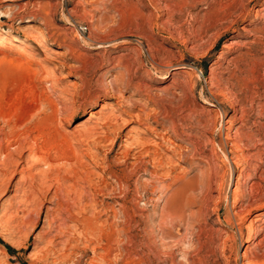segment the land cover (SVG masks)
I'll list each match as a JSON object with an SVG mask.
<instances>
[{
  "label": "rangeland",
  "instance_id": "rangeland-1",
  "mask_svg": "<svg viewBox=\"0 0 264 264\" xmlns=\"http://www.w3.org/2000/svg\"><path fill=\"white\" fill-rule=\"evenodd\" d=\"M230 1H193L192 4L184 5L185 7L173 16L164 3L157 5L156 9L147 0H0V31L28 40L24 45L0 43L1 129L9 130L12 123L25 120L31 128L39 127L43 134L42 141L48 139L49 133L45 134L48 129L41 119L44 113L37 109V106L44 100L59 101L65 100L66 97L68 108L77 107L73 84L80 80L75 77L76 72L71 71L72 66L77 64L76 56L95 61L88 77L93 80L92 91L98 98L89 108H76L77 112L72 121L62 122L61 131H66L69 135L76 134H72L71 140L65 143V153L73 154L67 150L68 144L71 143L78 151L86 147L84 143L80 145V142L85 141L79 140L77 130L87 122L95 124L100 115L98 113L102 110L106 111V114L109 113L108 115L111 113L112 116L120 118V125L110 133L111 138L120 135L117 142L108 140L97 143L100 138L90 141L92 149L99 154V163L84 153H76L79 170L89 174L97 187L90 188L85 181L75 178L68 182L77 184V188L79 185L80 190L82 188L94 192V196L89 192L84 194V202H79L78 205L74 203L75 196L70 186L68 190L71 188V191L66 196H62L54 186H47L42 192H38L35 198L32 195L30 208L27 209L23 200L27 194L31 195L32 177L38 175L36 171L40 166L30 159L28 149L23 157L15 156L21 161L19 173L12 179L10 176L0 175V264H105L100 254L103 253L102 247L108 243V235L113 236L112 242L116 241L113 243L114 247L117 245L115 251L118 249V256L114 252L109 264H127V230L124 227V211L127 208L132 213V225L129 228L130 242H133L132 245L129 242L130 264H197L200 257L205 258L208 264H237L235 242L230 237L239 234L240 225L230 224L228 216L231 210H238L240 203L245 202L247 195H250V186L258 178L254 169L256 164H261L264 168V164L259 160L264 157V0H242L243 6L229 7L227 5ZM142 12L149 16L148 20L139 17ZM33 24L39 26L41 32L35 33L31 39L30 26ZM44 33L47 41L39 44L41 34ZM123 38L130 42L124 43ZM69 44L74 45V51L67 47ZM114 56L132 57L134 66L131 72L115 67L117 59ZM173 62L181 68L169 67ZM124 78L132 80L131 86L122 85ZM110 85L122 89V96L113 97L112 93L107 91ZM203 97L209 103H205ZM91 110L96 112L94 118L91 117ZM167 112L173 117L176 115L180 124H183L179 126L180 129L190 132L193 139L198 140L200 136L202 144L199 146L196 161L193 164L189 159L174 156L176 162L168 163V166L166 164L167 167L165 166L157 178L148 172L145 173L144 165L143 169L129 177L130 187L126 189L128 192L124 191L105 168L108 165L109 168L117 170L126 167L122 165L126 139L133 141L135 136L144 137L148 141L145 146L151 149L152 155L155 151L159 152V156L161 153L172 154L174 146L178 150L188 149L186 134L181 137L167 134L171 139H175V145L168 144V140L156 135V132L165 131L162 126L164 122L165 126L169 125V119L165 117ZM244 112L247 121L241 122L243 120L239 118ZM124 118L127 119L126 123L123 122ZM230 118L235 120L228 121ZM201 119L205 122H212L214 119L213 128L203 129L204 127L198 124ZM213 130L216 132L213 133ZM247 132L255 134L253 144L247 143L243 147L246 154L252 155L248 158L252 166L245 169V175L242 177V182L246 185L244 194H240L236 203L232 191L236 187V177L241 173L240 168L234 162H231L232 166L229 167L222 162V158L215 157L211 151V142L216 139L218 154L221 155L219 148L228 133L234 139H241L245 138ZM49 136L50 140H46V143H52L50 153L64 154L61 149L65 148L64 140L54 133ZM1 137L0 134V139ZM228 140L225 149L231 156L236 151L232 148L231 139ZM205 142L207 143L204 144ZM129 152L133 154V150ZM185 152L188 153L187 150ZM132 160V157L128 158L129 162ZM149 160L147 158V167L152 170ZM209 160L223 165L222 172H227L228 177L231 172L234 174L233 181L227 183L230 185L228 202L225 200L224 191L221 195L216 183L209 192L203 190L199 183L203 177L200 170L208 166ZM130 168L131 166H128L127 169ZM64 174L66 173L63 170L61 175ZM23 176L26 177L25 180ZM148 179L150 185L141 188L140 183L147 184ZM160 180L169 186L164 188L165 192L154 189L151 185V182ZM115 189L116 192H113ZM125 192L130 197L126 209L121 200ZM147 196L152 200H147ZM91 200H95L94 203ZM258 211L259 209L254 210L243 225L245 240L239 245L241 253L248 245H255L250 240L246 241V236L249 231L247 225ZM24 215L26 219L22 217ZM84 217L96 220V224L102 229L105 228L104 232H83L85 229L82 223L73 219ZM255 231L258 237H264V230ZM163 232L166 235L162 234ZM257 250L263 252L264 249L258 247ZM241 262L239 259L238 264H242Z\"/></svg>",
  "mask_w": 264,
  "mask_h": 264
},
{
  "label": "bare ground",
  "instance_id": "bare-ground-1",
  "mask_svg": "<svg viewBox=\"0 0 264 264\" xmlns=\"http://www.w3.org/2000/svg\"><path fill=\"white\" fill-rule=\"evenodd\" d=\"M193 1H197V0H147V2L149 4H152L155 8L157 5L159 4H162L164 3V6H166V9L169 10L170 14L171 15H175L177 12L181 11V9L183 7H185L184 5H188V4H192ZM199 1V0H198ZM213 1V0H212ZM227 1H230V0H227ZM242 0H231L229 2V4L227 6H240L241 5V2ZM228 3V2H227ZM117 4V3H116ZM226 4V2H225ZM119 6V5H118ZM210 6V5H209ZM243 6V4L241 5ZM217 7V6H216ZM220 8V7H219ZM222 8V7H221ZM157 9V8H156ZM223 9V8H222ZM225 9V8H224ZM141 10V9H140ZM164 10V9H163ZM185 10V9H184ZM127 12V11H126ZM225 12V11H224ZM228 12V11H227ZM260 12V11H259ZM141 15V16H140ZM139 15V17L143 18L144 20L149 18L148 15H145L143 12ZM212 15V14H211ZM262 15V14H261ZM142 19V20H143ZM205 19V17H204ZM213 20V19H212ZM217 20V18H216ZM140 21V20H139ZM190 22H192V20H190ZM201 22V21H200ZM140 23V22H139ZM202 23V22H201ZM214 23V21H213ZM146 24V23H145ZM192 24V23H191ZM200 24V23H199ZM136 25V24H135ZM201 25V24H200ZM204 25V24H203ZM30 29H31V36L30 38L33 39L35 33L37 32H41V28H39V26L37 25H31L30 26ZM149 29V28H148ZM198 29V28H197ZM139 30V29H138ZM199 30V29H198ZM202 31V29H201ZM205 31V30H204ZM144 31H142L143 33ZM203 32V31H202ZM206 32V31H205ZM78 33V32H77ZM145 33V32H144ZM198 33V32H197ZM200 33V32H199ZM192 34V33H191ZM146 36V34H145ZM193 36V35H192ZM202 36V35H201ZM84 40V38H82ZM124 41V43H129L130 41L127 39V38H123L122 39ZM26 41L28 40H25L24 38L16 35V34H12V33H8V32H5V31H0V43L3 44L5 42H11L12 44H16V45H24V43H26ZM47 41V36L44 34H41V39L38 41L39 44H44L46 43ZM76 42V41H75ZM110 42H113V41H110ZM73 43V42H72ZM69 49H71L72 51L75 50L74 48V45H68L67 46ZM25 51V50H24ZM25 53V52H24ZM46 55V53H45ZM75 56V55H73ZM125 56H128V55H125ZM116 57L115 59H117L116 63L114 64L115 67H119V68H122L124 69L125 71H127L128 73L131 72L133 66H134V62H132V57L129 58V57ZM130 56V55H129ZM113 57V58H114ZM153 58V57H152ZM76 61H77V64H74V66H72V70L71 71H74L76 72L75 74V77L78 78L80 80V82H74L73 86H74V98H75V101L77 100V107H72V109L69 107L68 108V105L66 103V97H65V100H59V101H52V100H44V101H41L40 104L38 102V106H37V109H39L40 111H43V116H41V119L44 121V124L46 125L45 127H47L48 129V132L45 133V134H48L49 135H52V133H54L55 136H59L61 137L63 140V145L65 147V143L67 144L70 140H71V135L74 134V133H71V135H69L66 131L63 132L61 131L60 127L63 125L62 122L63 121H67V122H70L74 119L75 117V114L78 110V108L80 109H85L88 108L95 104V102H97V98H98V95L93 93L92 91V87H93V80L90 79L88 77V73L89 71H91V67L94 66V62H92L91 60H86L84 58H79L76 56ZM154 59V58H153ZM234 60H235V57H234ZM233 60V61H234ZM176 63V62H175ZM180 63V62H179ZM238 65V64H237ZM113 66V67H114ZM174 67V68H181L180 65L178 64H174L173 63H170L169 64V67ZM180 71V70H178ZM182 71V70H181ZM187 71V70H186ZM241 72V71H240ZM122 74V73H121ZM238 74V73H237ZM167 75H165L166 77ZM236 76V75H235ZM251 76V75H250ZM245 78V77H244ZM247 79V78H246ZM124 80V83L122 85H124V87H129L131 86V79H123ZM222 80V79H221ZM242 81V80H241ZM236 82V81H235ZM256 82V81H255ZM187 83V82H186ZM191 83V82H190ZM189 83V84H190ZM233 83V82H232ZM194 85V84H193ZM227 85V84H226ZM233 86V85H232ZM236 87V86H235ZM72 88V87H71ZM247 89V88H246ZM66 90V89H65ZM70 90V89H69ZM241 90V89H240ZM108 92H111L112 93V96L113 97H120L122 96L121 94V91L122 89L120 88H117L115 85H110L108 90ZM64 92V91H63ZM68 91H66L67 93ZM123 92V91H122ZM217 93V92H216ZM64 95V94H63ZM73 95V94H72ZM230 95V94H229ZM244 95H245V92H244ZM66 96V95H65ZM64 97V96H63ZM229 97V96H228ZM227 97V98H228ZM122 98V97H121ZM64 99V98H63ZM79 99H82V100H79ZM238 99V98H237ZM243 99V97H242ZM41 100V99H40ZM54 100V99H53ZM245 100V99H244ZM203 101L205 103H209L207 101V99L205 97H203ZM235 103H236V100H234ZM246 101V100H245ZM251 102V101H249ZM72 103V102H71ZM203 104V103H202ZM232 104V103H230ZM234 104V103H233ZM76 105V104H75ZM244 105V104H243ZM249 105V104H248ZM258 105V104H257ZM191 107V106H190ZM198 106H196L197 108ZM200 107V106H199ZM198 107V108H199ZM202 107V106H201ZM200 107V108H201ZM242 107V105H241ZM248 107V106H247ZM263 107V106H262ZM77 108V110H76ZM204 108V107H202ZM102 109H105V108H102ZM195 109V108H194ZM242 109V108H241ZM107 110V109H106ZM188 110V109H187ZM197 110V109H195ZM239 110V109H238ZM247 110V108H246ZM169 111V110H168ZM192 111V110H191ZM199 111V110H198ZM203 111V109L201 110ZM242 111V110H241ZM100 112V111H99ZM106 112V111H105ZM104 112V110H102L100 113L99 116H98V119H96V122L95 124H90V122H87L85 124H83L82 128L78 129L77 132L79 133V140L80 141H85V142H80V145L82 146V144L84 143L86 145V147L82 150H79L78 151V148H76L72 143L71 144H68L69 146H67V150L73 152V154L71 153H68L66 154L65 153V150H66V147L65 148H61L62 153H59V154H56V155H53L50 153V145L52 144H49V143H46V140H50L49 139V135H48V139H44L43 141L41 140V136H43L41 130L39 129V127L35 126L33 128H31L29 126L28 123H25L26 121L25 120H22V121H18V122H14L12 123L9 127V130H5L4 128L0 130V134H1V139H0V175L2 177H5V176H10L11 179L14 178L18 173H19V166L21 165V161L17 158H15V156H19L20 157H23L24 154L26 153L25 150L28 149L29 151V157L30 159H32L34 161V163L36 165H39L40 167H38V171H36L38 173L37 176H33L32 178V183H31V195H26V197L24 198L23 202L25 203V206L27 209H29V205L30 203L32 202V197L34 196V198L36 197L37 193L38 192H42L47 186L49 187H55V189L59 192H61L62 196H66V194L71 191V188H72V192L74 194V203L76 205H78L79 202H84L83 200L85 199V195L87 192H89L90 194H93L94 196V192H90V191H86L83 190L81 188H79V185H78V188L76 187L75 183H68L70 182L71 180H73L74 178L76 180H83L85 181L88 186L90 188H97L96 185L94 184L93 182V179L92 177L89 175V174H85L84 172H82V169L79 170L80 168L77 166V159H78V155L76 156V153H81V154H86L88 155L89 157H91L96 163H99V154L97 151H94L92 149V147L90 146V141L92 140H95L97 141L98 138H100V140L97 142V143H100V142H104V141H112L113 143L117 142V140L120 138V135H117L115 136L114 138H111L110 136V133L111 131L118 127L119 124V119L120 118H117V117H114L115 115H108ZM197 112V111H196ZM250 112V111H249ZM95 111L91 110V117L95 116ZM194 113V112H193ZM206 113V112H205ZM237 113V112H236ZM220 114V113H219ZM243 115L241 116V118L239 119H242L243 121L241 122H246L247 119H246V113H242ZM264 114V113H262ZM138 117L141 116L136 114ZM150 115V114H149ZM174 115V114H173ZM179 115V114H178ZM191 115V114H189ZM188 115V116H189ZM203 115V114H202ZM251 115V114H249ZM176 116V115H175ZM173 117L171 115L170 112H167L166 113V116L168 119H169V125L168 126H165V122L164 124L162 125L163 128L165 129V131H163V133H161L160 131L159 132H156L157 136L164 139V140H168L169 143L168 144H173L175 145V139H171L172 137H170V135L167 136V134H172L176 137H181L183 134H186L187 136V139H188V150L187 148H185V150L188 151V153L185 152V150H183L182 148H180L179 150L174 146L173 147V150H172V154H168V153H161V155L159 156V152L157 150L158 153L153 152L154 155H152V151L151 149L149 150L148 148H146L145 145H148V141L144 139V137H137L135 136V138H133L134 140L132 141H129L128 139H126V149L124 151V160L122 161V165L126 166V167H122V169L120 170H117V169H111L109 168L110 165L106 166V170L109 172V174L111 175V177L116 181L117 185L122 188L124 191L130 187L129 184H128V179L131 175H134L136 174L137 172H139V170L142 168H144V165H145V168H144V172L145 173H149L151 174V176H157L161 175V172L165 169V166L167 164V166L169 165L168 163H173V161H175L173 158L174 156H179L181 159H189L191 161V163L195 162L196 160V156L198 155L197 152H198V149H199V146L202 144V140L201 138L198 137V140L193 139L192 136L186 132L185 130H181L183 128L180 129V125H183V124H180L179 120L176 118V117ZM192 116V115H191ZM195 116V115H194ZM148 117V116H147ZM164 117V116H163ZM185 117V116H184ZM183 117V118H184ZM221 117V116H220ZM239 117V116H238ZM94 118V117H93ZM192 118V117H191ZM217 118V117H215ZM214 118V119H215ZM138 119V118H137ZM149 119V118H148ZM157 119V118H156ZM182 119V118H181ZM187 119V118H186ZM190 119V118H188ZM200 119V118H199ZM212 119V118H211ZM213 119V121H214ZM238 119V118H236ZM260 119V118H259ZM88 120V119H87ZM90 120V119H89ZM142 120V119H141ZM154 120V119H153ZM209 120V119H208ZM207 120V121H208ZM235 120V119H234ZM232 120L231 118L228 120V121H234ZM35 121V120H34ZM127 119L124 118L123 119V122L126 123ZM161 121V120H159ZM181 121V120H180ZM213 121L212 122H205L203 121L202 119L199 120L198 124H200V126L204 127L203 129L205 128H213L212 125H213ZM225 121V120H224ZM259 121V120H258ZM93 122V121H92ZM91 122V123H92ZM220 122V121H219ZM147 123V122H146ZM145 123V124H146ZM231 123V122H230ZM249 123V122H248ZM255 123V122H253ZM38 124V123H37ZM217 124V123H216ZM215 124V125H216ZM224 124V123H223ZM250 124V123H249ZM252 124V123H251ZM5 125V124H4ZM32 125V123H31ZM219 125V124H218ZM244 125V124H243ZM246 125V124H245ZM43 126V124H42ZM146 126V125H145ZM199 126V127H200ZM217 126V125H216ZM148 127V126H147ZM184 127V126H183ZM222 127V126H221ZM228 127V126H227ZM238 127H241V126H238ZM42 128V127H41ZM44 128V126H43ZM158 128V127H157ZM186 128V127H185ZM216 128V127H215ZM218 128V127H217ZM98 129V130H97ZM163 129V130H164ZM219 129V128H218ZM222 129V128H221ZM258 129V128H257ZM44 130V129H43ZM42 130V131H43ZM248 130V129H247ZM38 131V132H37ZM215 130H213V133H214ZM241 131V130H240ZM69 132V131H68ZM216 132V131H215ZM237 132H238V129H237ZM244 132V131H243ZM76 133V132H75ZM257 133V132H256ZM207 134V132H206ZM205 134V135H206ZM76 135V134H74ZM215 135V134H214ZM218 135V134H217ZM236 135V134H235ZM245 138H237L234 139L231 137V135L228 133L227 134V137L224 139V142L221 143L222 146H220L219 150L220 152L222 151V154H218V145L216 144V139L215 140H212V152L213 154H215V157H220L222 158V162L224 164H226L227 166L230 167L231 165V162H234L238 165V168H240V171L241 173L236 177L237 179V182H236V187L235 189L232 191V193L235 195V202L237 203L238 199H239V196L240 194H244V182H242V177L245 175L244 172H245V169L252 166L250 163H249V159L250 157H252L251 154H246L245 151L243 150V147L248 143L249 145L252 143L253 144V141L255 139V134L252 133V132H247L245 133ZM54 136V138H55ZM239 136H240V133H239ZM241 136H243L241 134ZM76 137V136H75ZM130 137V136H129ZM44 138V137H43ZM45 138H46V135H45ZM58 138V137H57ZM132 138V137H131ZM210 138V137H209ZM228 139H231V142H232V148L234 149V151H236L235 153H232L231 156H229L226 152V149H225V144L227 145L228 144ZM258 139V138H257ZM260 139V138H259ZM52 140V139H51ZM206 140V139H205ZM226 140V142H225ZM245 140V141H244ZM263 140V138H262ZM54 140H52L53 142ZM61 142V140H59ZM207 141H210L209 139H207ZM221 141V139L219 140ZM260 141V140H259ZM258 141V142H259ZM58 142V141H57ZM150 142V140H149ZM165 142V141H164ZM204 142V141H203ZM54 143V142H53ZM158 143V142H157ZM207 142H205L204 144H206ZM220 143V142H219ZM75 144V143H74ZM178 144V143H177ZM210 144V143H209ZM257 144V143H255ZM263 144V143H262ZM61 145V144H60ZM76 145V144H75ZM79 145V144H78ZM160 145V144H159ZM167 145V143H166ZM150 146V145H149ZM169 146V145H168ZM186 146V145H185ZM252 146V145H251ZM254 146V145H253ZM256 146V145H255ZM57 147V146H56ZM55 147V148H56ZM59 147V146H58ZM61 147V146H60ZM78 147V146H77ZM148 147V146H147ZM178 147V146H177ZM204 147V145H203ZM208 147V145H207ZM52 148V147H51ZM54 148V147H53ZM99 148V147H98ZM97 148V149H98ZM159 148V146L157 147ZM161 148V147H160ZM172 148V147H170ZM201 148V147H200ZM209 148V147H208ZM228 148V147H227ZM263 148V147H261ZM60 149V148H59ZM153 149V148H152ZM205 149V148H204ZM211 149V148H210ZM249 148L247 147V150ZM258 149V148H257ZM130 150H133V154H131L129 151ZM249 151V150H248ZM53 152V151H52ZM60 152V150L58 151ZM210 152V151H209ZM208 152V153H209ZM219 152V153H220ZM231 152V151H230ZM252 152V151H251ZM55 153V152H54ZM254 152H252L253 154ZM203 154V153H202ZM259 154V153H258ZM80 155V154H79ZM121 155V154H120ZM119 155V156H120ZM205 155V154H204ZM211 155V154H210ZM255 155V154H254ZM262 156V155H261ZM81 157V156H79ZM129 157H132V161H128V158ZM209 159H211V157L208 155ZM206 157V158H208ZM256 157V156H255ZM118 158V157H117ZM147 158H149V162L150 164L152 165L153 169L150 170V168L148 169L147 167ZM177 158V157H176ZM199 158V157H198ZM201 158V157H200ZM204 158V157H203ZM202 158V159H203ZM213 158V157H212ZM257 158V157H256ZM121 159V158H120ZM214 159V158H213ZM24 160V159H23ZM76 160V161H75ZM253 160V159H251ZM261 160V163L264 164V157H260ZM27 161V160H26ZM80 160H78L79 162ZM120 161V160H119ZM189 161V162H190ZM207 161V160H206ZM81 162V161H80ZM176 162V161H175ZM258 162V161H257ZM190 163V164H191ZM217 163V162H216ZM214 161L212 160H209V164L207 167H202V173H203V177L202 179H200V182H199V179H198V182L201 184V186L203 187L202 189L205 190L206 192H209L211 191V188L213 186L214 183H216L218 185V189H220L221 191V195L223 194V191H224V196H225V200L228 202L230 196H229V192H230V188L228 184L231 183V181H233V173L231 172L229 174V177L227 176V172H222V166L223 165H219V164H216ZM220 163V162H219ZM194 164V163H193ZM202 164V163H201ZM222 164V163H221ZM25 165V164H24ZM79 165V164H78ZM81 166V165H80ZM128 166H131L130 170H128ZM166 166V167H167ZM205 166V165H204ZM226 166V168H227ZM232 166V165H231ZM254 166V165H253ZM120 167V166H119ZM224 167V166H223ZM84 168V167H83ZM24 169V168H23ZM255 169V174L258 175V178L256 180H254L252 182V185L250 186L251 188V192H250V195L248 196L247 195V199L245 202H242L240 203V205L238 206L239 209L238 210H231L230 212V215L228 216V222L232 225H234L235 223L239 224L240 227H239V234H234L232 235L231 233V237L235 244H234V247L236 248V258H235V261L236 263L238 264L239 263V259L242 260V264H264V250L263 252H259L257 250L258 247L264 249V237L263 238H260V236L258 237L257 234H256V231H258V229L260 230H264V168L261 167V164L257 165L254 167ZM65 171L66 174H64L63 176L61 175V172L62 171ZM87 170V169H86ZM225 170V169H224ZM229 170V169H228ZM227 170V171H228ZM231 170V169H230ZM22 171V169H21ZM247 171V170H246ZM142 172V171H141ZM244 174V175H243ZM200 175V174H199ZM198 175V176H199ZM29 176V175H28ZM164 176V175H163ZM197 176V175H196ZM247 176V175H246ZM250 176V175H249ZM1 177V178H2ZM162 177V176H161ZM24 180L26 179L25 176H23ZM131 178V177H130ZM159 178V177H158ZM201 178V177H200ZM235 178V177H234ZM155 179V178H154ZM195 179V181H196ZM140 181V179H139ZM72 182V181H71ZM105 182V181H104ZM144 182V181H142ZM230 182V183H229ZM1 183V181H0ZM27 183V182H25ZM68 183V184H67ZM77 183V182H76ZM80 183V182H79ZM111 183V182H110ZM115 183V182H114ZM198 183V184H199ZM228 183V184H227ZM86 184V185H87ZM142 185L141 188H146L145 186H149L150 185V182H149V179H148V183L147 184H144V183H140ZM139 184V185H140ZM149 184V185H148ZM169 184V183H168ZM196 184V183H195ZM249 184V183H248ZM247 184V185H248ZM85 185V186H86ZM140 185V186H141ZM151 185H153L154 189H159L161 190V192H165L164 191V188L167 185V183H164L163 181H157V182H151ZM170 185V184H169ZM172 185V184H171ZM228 185V187H227ZM3 186V185H2ZM71 187L69 190H68V187ZM84 186V185H83ZM115 186V185H114ZM195 186V185H194ZM81 187V186H80ZM118 187V188H119ZM169 187V186H168ZM167 187V188H168ZM6 188V187H5ZM84 188V187H83ZM89 188V189H90ZM140 188V189H141ZM150 188V187H149ZM52 189V188H51ZM88 189V188H87ZM169 189V188H168ZM194 189V188H193ZM201 189V188H200ZM28 190V189H27ZM91 190V189H90ZM198 190V189H197ZM127 191V190H126ZM187 191V190H186ZM196 191V190H195ZM246 191V190H245ZM248 191V189H247ZM25 192V191H24ZM113 192H116V189L113 191ZM122 192V191H121ZM128 192V191H127ZM145 192V191H144ZM204 192V191H203ZM58 193V192H57ZM71 193V192H70ZM88 194V193H87ZM106 194V193H105ZM111 194V193H110ZM124 197L121 199L124 203V208L126 209V204L127 202L130 200V197L128 196V194L125 192L124 193ZM207 194V193H206ZM33 195V196H32ZM40 195V194H39ZM58 195V194H57ZM72 195V194H71ZM162 195V194H161ZM192 195V194H191ZM68 196V195H67ZM92 196V197H93ZM145 196V195H144ZM194 196V195H193ZM192 196V197H193ZM195 196H198V195H195ZM57 197V196H56ZM199 197V196H198ZM58 198V197H57ZM56 198V199H57ZM117 198V197H116ZM119 198V197H118ZM134 198V197H133ZM144 198V197H143ZM190 198V197H189ZM68 199V198H67ZM87 199H90V198H87ZM146 199H151L150 197L148 198V196L146 197ZM156 199V198H155ZM154 199V200H155ZM194 199V197H193ZM192 199V200H193ZM198 199V198H196ZM200 199V197H199ZM204 199V197H203ZM202 199V200H203ZM206 199V198H205ZM208 199V198H207ZM210 199V198H209ZM71 200V199H70ZM152 200V199H151ZM157 200V199H156ZM186 200V199H185ZM184 200V201H185ZM188 200V199H187ZM186 200V201H187ZM56 201V200H55ZM64 201V200H63ZM92 203H94L95 200H91ZM132 201V200H131ZM150 201V200H149ZM198 201V200H197ZM206 201V200H205ZM21 201V203H23ZM120 202V201H119ZM137 202V201H136ZM192 202V201H191ZM208 202V200L206 201ZM58 203V202H57ZM73 203V204H74ZM87 203V202H86ZM91 203V202H90ZM181 203V202H180ZM186 203V202H185ZM63 204V203H62ZM85 204V203H84ZM82 204V205H84ZM134 204V203H133ZM35 205V204H34ZM89 205V204H88ZM231 205V204H230ZM86 206V205H85ZM91 206V205H90ZM122 206V205H121ZM205 206V205H204ZM203 206V207H204ZM229 206V205H228ZM52 207V206H51ZM141 207V206H140ZM182 207V206H181ZM38 208V207H37ZM66 208V207H65ZM75 208V207H74ZM103 208V207H102ZM112 208V207H111ZM110 208V209H111ZM64 209V208H63ZM62 209V210H63ZM204 209V208H203ZM231 209V208H230ZM259 209V211L255 214V216L250 220V223L247 225V227L249 228V231L247 232V236H246V241H251L253 244H255L254 246H250L248 245L245 249V251L243 253L239 252V245L243 242V240H245V231H244V227L243 225L245 224L246 220H247V217L254 211V210H257ZM57 210V209H56ZM81 210V209H80ZM109 210V209H108ZM163 210V209H162ZM170 210V209H169ZM29 211V210H28ZM60 211V210H59ZM64 211V210H63ZM173 211V210H172ZM170 211V212H172ZM32 212V211H31ZM107 212V211H106ZM30 213V212H28ZM125 217L124 220V227H126V248H125V258L127 259V264H130V250H129V242H130V234H129V228H130V225H132V213L130 211L129 208H127L125 211ZM166 213V212H165ZM169 213V212H168ZM19 214V213H18ZM32 214V213H30ZM121 214V213H120ZM136 214V213H135ZM175 214V213H174ZM189 214V213H188ZM203 214V213H202ZM17 215V214H16ZM52 215V214H51ZM138 215V214H137ZM194 216V214H192ZM21 216V215H20ZM28 216V215H27ZM59 216V215H57ZM116 216V215H115ZM22 217H25L26 219V216H22ZM21 217V218H22ZM32 217V216H31ZM88 217V216H87ZM172 217V216H171ZM29 218V217H27ZM167 218V217H166ZM189 218V217H188ZM62 219V218H61ZM170 219V218H169ZM75 220L76 222L78 223H82V227L85 229L83 230L86 231V230H92L93 232H101L103 233V229L105 228H101L99 224H96L97 221L94 220V219H89V218H83V219H80V218H77V219H73ZM114 220V219H112ZM111 220V221H112ZM117 220V219H116ZM163 220V219H162ZM172 220H175V219H172ZM194 220V219H193ZM1 221V220H0ZM25 220L23 219V222ZM52 221V220H51ZM187 221V220H186ZM191 221V220H190ZM62 222V221H60ZM116 222V221H115ZM19 221L17 222V225H18ZM37 223V222H35ZM34 223V224H35ZM50 223V221H49ZM117 223V222H116ZM161 223V222H160ZM174 223V221H173ZM163 224V223H162ZM171 224V223H170ZM183 224V223H182ZM24 225V224H23ZM112 225V224H111ZM164 225H165V222H164ZM263 225V226H262ZM115 226H118V225H115ZM194 226V225H193ZM25 227V226H24ZM103 227V226H102ZM111 227V226H110ZM121 227V226H119ZM161 227V226H159ZM163 227V226H162ZM116 228V227H115ZM165 228V227H164ZM230 228V227H229ZM113 229V228H112ZM117 229V228H116ZM82 230V229H81ZM212 230V229H211ZM62 231V230H61ZM80 231V230H79ZM107 231V230H106ZM118 232H120L118 229H117ZM163 231V230H162ZM131 232V231H130ZM166 232V231H165ZM202 232V231H201ZM204 232V231H203ZM28 233V232H27ZM50 233V232H49ZM235 233V232H234ZM238 233V232H237ZM64 234V233H63ZM83 234V233H82ZM162 234H165L164 232ZM195 234V233H194ZM99 235V234H98ZM132 235V234H131ZM166 235V234H165ZM104 236V235H103ZM133 236V235H132ZM131 236V237H132ZM168 236V235H167ZM166 236V237H167ZM172 237V235H170ZM208 236V235H207ZM210 236V235H209ZM212 236V235H211ZM113 237V236H112ZM111 236H107V240H108V243L102 247L103 249V253L100 254L101 255V260L103 261V263L105 264H109L111 262V255L116 251H115V246L114 247V242H112V238ZM118 237V236H117ZM163 237V236H162ZM169 237V236H168ZM146 238V237H145ZM227 238V237H226ZM97 241H99V238L96 237L95 238ZM101 239V238H100ZM115 239V237H114ZM118 239V238H116ZM212 239V238H211ZM225 239V238H224ZM58 240V239H57ZM121 240V239H120ZM174 240V239H173ZM213 240V239H212ZM211 240V241H212ZM8 241V240H7ZM101 241V240H100ZM122 241V240H121ZM154 241V240H153ZM223 241V240H222ZM51 242V241H50ZM201 242V241H200ZM204 242V241H203ZM206 242V240H205ZM208 242H210L208 240ZM120 244L122 242H119ZM118 243V244H119ZM131 243V242H130ZM133 243V242H132ZM131 243V245H132ZM142 243V242H141ZM221 243V242H220ZM144 244V243H143ZM210 244V243H209ZM9 245V244H8ZM100 245V243H99ZM147 245V244H146ZM216 245V244H215ZM11 246V245H9ZM102 246V245H101ZM123 246V245H122ZM154 246V245H153ZM119 247V246H118ZM149 247V246H148ZM199 247V246H198ZM62 248V246H61ZM138 248V247H137ZM193 248V247H192ZM99 249V248H98ZM161 249V248H160ZM202 249V248H201ZM151 250V249H149ZM154 250V249H153ZM200 250V249H199ZM198 250V251H199ZM222 250V249H221ZM228 250V249H227ZM123 251V250H122ZM204 251V250H203ZM208 252V251H207ZM210 252V251H209ZM232 252V251H231ZM120 253V252H119ZM157 254V253H156ZM188 254V253H187ZM209 254V253H208ZM42 255V254H41ZM117 255V253L115 254ZM114 255V256H115ZM151 255V254H150ZM204 255H206L204 253ZM113 256V257H114ZM118 256V255H117ZM230 256V255H229ZM43 257V256H42ZM100 257V256H99ZM121 257V256H120ZM133 257V256H132ZM153 257V256H152ZM151 257V258H152ZM187 257V255H186ZM192 257V256H191ZM115 258V257H114ZM134 258V257H133ZM172 258V257H171ZM98 259V258H97ZM118 259V258H117ZM158 259V258H157ZM133 260V259H132ZM230 260V259H229ZM118 261V260H117ZM139 261V260H138ZM150 261V260H149ZM188 261V260H187ZM186 261V262H187ZM151 262V261H150ZM229 262V261H228ZM113 263V262H112ZM208 264V262L206 261L205 258L203 257H200L199 261L197 262V264Z\"/></svg>",
  "mask_w": 264,
  "mask_h": 264
}]
</instances>
